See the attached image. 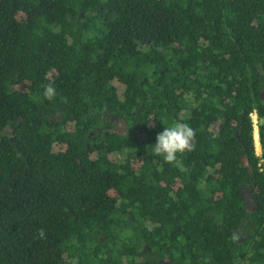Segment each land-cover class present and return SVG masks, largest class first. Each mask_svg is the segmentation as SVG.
<instances>
[{
	"label": "trees",
	"instance_id": "obj_1",
	"mask_svg": "<svg viewBox=\"0 0 264 264\" xmlns=\"http://www.w3.org/2000/svg\"><path fill=\"white\" fill-rule=\"evenodd\" d=\"M262 96L264 0H0V264H264Z\"/></svg>",
	"mask_w": 264,
	"mask_h": 264
},
{
	"label": "flooded vegetation",
	"instance_id": "obj_2",
	"mask_svg": "<svg viewBox=\"0 0 264 264\" xmlns=\"http://www.w3.org/2000/svg\"><path fill=\"white\" fill-rule=\"evenodd\" d=\"M264 98V96H262ZM122 125H120L119 123H116L112 129V131L116 132V133H121L122 135H124L126 133L125 130H123V128L121 127ZM136 161L135 162V167L136 169H138L141 165H143V159L149 157V159L152 158V156H150L149 154H144V153H137L136 155ZM258 167H260V163L258 164ZM137 172V171H136ZM160 172V171H159ZM157 172V173H159ZM158 180V179H157ZM147 183L151 184V186H153L152 182H148ZM240 198H241V203L244 207V214L248 215L249 211L251 210L252 212H254L257 209V204L256 202L251 198L250 194H248V192L245 189H241L240 190ZM157 205H165V204H157ZM120 210L116 212V217H119L120 220H123L125 223H127L129 216L133 217L138 214L139 215V211L137 210L138 207L140 206H145L144 203H132L129 204L128 207L126 209H122L121 207L124 206L121 203L118 204ZM220 227V224L218 225ZM264 229V224L263 226H260L258 229L253 228L250 224L246 223V218L243 219L242 224L237 227L236 230H233V236L236 242L240 243L241 241H246L247 239H249L252 234L256 233V230L258 231H262ZM144 250H141L139 253H137V255H141L143 253ZM81 254H90L94 257H96L97 255L101 256L103 254H112L113 252L110 251H90V252H80ZM96 260V259H95ZM97 261V260H96ZM122 261L123 263H126V261L124 259H117L116 262ZM127 262H130V260L128 259ZM160 263H163L164 260L160 259L159 260ZM167 264H169V261H166Z\"/></svg>",
	"mask_w": 264,
	"mask_h": 264
},
{
	"label": "clouds",
	"instance_id": "obj_3",
	"mask_svg": "<svg viewBox=\"0 0 264 264\" xmlns=\"http://www.w3.org/2000/svg\"><path fill=\"white\" fill-rule=\"evenodd\" d=\"M54 95L55 88L49 85L45 89V96L50 99ZM194 135V130L188 124L176 123L164 127L163 131L157 134L156 143L152 148L157 155L163 157L165 162L172 163L176 161L178 153L190 150Z\"/></svg>",
	"mask_w": 264,
	"mask_h": 264
},
{
	"label": "built area",
	"instance_id": "obj_4",
	"mask_svg": "<svg viewBox=\"0 0 264 264\" xmlns=\"http://www.w3.org/2000/svg\"><path fill=\"white\" fill-rule=\"evenodd\" d=\"M250 120L253 128V141H254V151L256 156H261V145L259 142V136H258V118L255 112L250 114Z\"/></svg>",
	"mask_w": 264,
	"mask_h": 264
}]
</instances>
